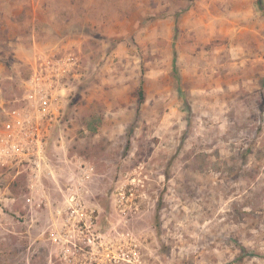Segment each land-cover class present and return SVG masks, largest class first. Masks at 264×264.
Returning <instances> with one entry per match:
<instances>
[{
    "label": "rangeland",
    "instance_id": "374dc122",
    "mask_svg": "<svg viewBox=\"0 0 264 264\" xmlns=\"http://www.w3.org/2000/svg\"><path fill=\"white\" fill-rule=\"evenodd\" d=\"M40 66L45 154L0 160V264H264L257 0H0V137Z\"/></svg>",
    "mask_w": 264,
    "mask_h": 264
},
{
    "label": "built area",
    "instance_id": "2783aa9c",
    "mask_svg": "<svg viewBox=\"0 0 264 264\" xmlns=\"http://www.w3.org/2000/svg\"><path fill=\"white\" fill-rule=\"evenodd\" d=\"M43 69L40 66L36 70L33 79L30 82L27 99L34 104H37L36 116H29L25 112H15L14 128L7 135L0 137V160L6 162H20L29 164L32 170L36 171L41 166V161L45 154V132L44 120L48 119L47 104L49 100L46 97H41L44 82ZM75 197L72 198V203H75ZM71 217L74 215H83V209L79 202L69 208ZM79 238L87 239L88 245H95L94 234L85 226L78 228L76 231ZM80 244L74 243V247ZM130 258V256H129Z\"/></svg>",
    "mask_w": 264,
    "mask_h": 264
},
{
    "label": "trees",
    "instance_id": "16d2710c",
    "mask_svg": "<svg viewBox=\"0 0 264 264\" xmlns=\"http://www.w3.org/2000/svg\"><path fill=\"white\" fill-rule=\"evenodd\" d=\"M257 1H258L259 5H260L261 10L264 12V8L262 6L261 0H257ZM144 91H145L144 90V79L142 78L141 84H140V87H139V97H140V102L141 103H143L144 98H145V92ZM88 129L90 131H92V132H96L97 131V128L92 126V125L88 126Z\"/></svg>",
    "mask_w": 264,
    "mask_h": 264
}]
</instances>
